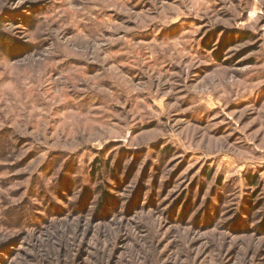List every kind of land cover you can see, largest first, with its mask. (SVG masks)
<instances>
[{
	"label": "rangeland",
	"instance_id": "1",
	"mask_svg": "<svg viewBox=\"0 0 264 264\" xmlns=\"http://www.w3.org/2000/svg\"><path fill=\"white\" fill-rule=\"evenodd\" d=\"M0 264H264V0H0Z\"/></svg>",
	"mask_w": 264,
	"mask_h": 264
}]
</instances>
